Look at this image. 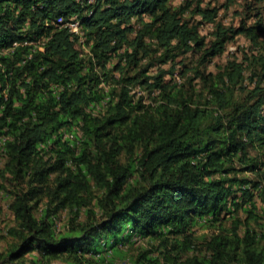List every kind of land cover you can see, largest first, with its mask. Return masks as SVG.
<instances>
[{"label":"trees","instance_id":"1","mask_svg":"<svg viewBox=\"0 0 264 264\" xmlns=\"http://www.w3.org/2000/svg\"><path fill=\"white\" fill-rule=\"evenodd\" d=\"M170 2L0 0V191L14 220L0 264H264L256 234L240 238L239 220L223 227L225 214L255 208L253 191L264 194L260 180L239 176L264 174V41L253 27L217 22L205 42L198 27L217 7L197 3L194 24L190 2ZM73 15L94 61L57 22ZM238 33L260 49L250 88L235 60L215 74L195 70L199 97L162 69L150 73L189 51L208 63ZM115 73L119 87L104 90L100 77ZM132 85L157 91L153 104ZM204 226L205 254L183 258ZM137 239L159 241V253L126 256Z\"/></svg>","mask_w":264,"mask_h":264},{"label":"rangeland","instance_id":"2","mask_svg":"<svg viewBox=\"0 0 264 264\" xmlns=\"http://www.w3.org/2000/svg\"><path fill=\"white\" fill-rule=\"evenodd\" d=\"M187 1L190 2V7L186 8L184 16L191 18L194 24L201 20L200 15H192L191 12V9L196 6L197 3H200L201 6H208L210 8L217 7L218 9L213 22H203L200 23L198 27L200 35L205 38V42L212 39V32L217 22L227 28H237L242 25L246 28L253 27L254 34L257 36L256 41H264V0H171L170 4L172 7L176 8L179 5L185 6ZM223 4H226L227 6H222ZM144 18L148 19L147 16H144ZM133 23L136 25V28L137 21L135 19ZM252 40L253 39H251L249 35L238 33L227 41L224 51L213 57L208 63L200 64L201 56L199 51H189L187 53H179V55H177L172 61L169 60L166 63L157 62L155 66L150 68V73L156 74L162 69L165 71L163 76L165 82L171 85H176V87L187 91L193 97H199V94H202L205 83L201 78L197 77L195 70L198 69L206 73L211 72L215 74L219 72L229 60H235L243 65L242 84L244 89L250 88L259 79L255 73L259 72L261 68V65L253 62L254 59H252L260 50L258 45ZM257 57L258 56H256V58ZM118 75V73H115V78L107 79V81L103 79V76L100 77V82H104V90H107L110 86L119 87L120 83H117L116 80ZM131 92L134 93L135 98H137V96H142V102L150 104H153L151 100L154 99V95L158 94L157 91L150 93L148 89L137 87V85L131 87ZM106 99L107 96L104 98L103 102H105ZM239 176L248 177L253 180H260L261 186H264V174L262 177L253 172L244 171L239 173ZM253 192L254 194L251 201L254 202L255 208H251V211L249 212L248 208L241 206L237 210H234V212L225 214L223 227L226 229V232L229 233L233 227V220H239L237 225L238 228L236 229L237 235L242 238L245 234L244 231L249 229L253 234H256V243H254V245L257 244L259 246H264V194H262V191ZM237 194L239 196L240 192ZM66 219L67 214L61 212L60 218L57 219V226L63 224ZM13 224L14 220L12 213L7 207V197L0 191V252L6 251L11 242H13L12 237L7 232V229ZM211 229L212 228H207V226L195 229L190 251L181 253L183 258L186 255L194 254L202 256L205 254L207 250L206 243L209 239ZM146 249L150 250L152 255L158 254L160 251L159 241L137 239L134 246L127 251L126 256L132 253H139ZM167 249L170 251V254L177 253L176 249H171V247H168ZM117 261H122V259L117 257Z\"/></svg>","mask_w":264,"mask_h":264},{"label":"built area","instance_id":"3","mask_svg":"<svg viewBox=\"0 0 264 264\" xmlns=\"http://www.w3.org/2000/svg\"><path fill=\"white\" fill-rule=\"evenodd\" d=\"M57 22L60 23L63 27H66L71 33H73L75 36H77L79 42L82 45V49H83V54L86 55L87 57H91L92 60L94 61V56L93 53L91 52L89 46H87L86 42H85V35L84 32L82 30V19L80 16L78 15H73L68 17V19H65L63 17H59L57 19ZM17 43L14 42L13 45H16ZM41 50L42 47H40ZM104 86V82L101 81L100 85Z\"/></svg>","mask_w":264,"mask_h":264}]
</instances>
